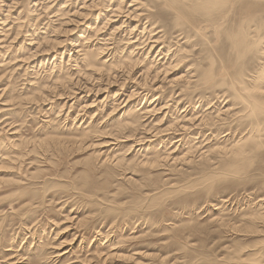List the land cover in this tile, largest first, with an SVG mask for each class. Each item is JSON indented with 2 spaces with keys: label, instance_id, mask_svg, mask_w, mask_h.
<instances>
[{
  "label": "rangeland",
  "instance_id": "obj_1",
  "mask_svg": "<svg viewBox=\"0 0 264 264\" xmlns=\"http://www.w3.org/2000/svg\"><path fill=\"white\" fill-rule=\"evenodd\" d=\"M203 1L0 0V264H264V0Z\"/></svg>",
  "mask_w": 264,
  "mask_h": 264
},
{
  "label": "bare ground",
  "instance_id": "obj_2",
  "mask_svg": "<svg viewBox=\"0 0 264 264\" xmlns=\"http://www.w3.org/2000/svg\"><path fill=\"white\" fill-rule=\"evenodd\" d=\"M229 2V1H228ZM215 3L217 4L218 2L216 1V0H204L203 1V4L205 5V6H208L207 8H208V10H211V9H213L212 7H211V5H213V7L215 8ZM219 4V3H218ZM210 5V6H209ZM199 6V5H198ZM202 6V5H201ZM204 6V7H205ZM198 9H200V8H198ZM203 10V9H202ZM208 12V11H207ZM86 13V12H85ZM116 13H118V11H116ZM123 14V13H122ZM113 15V14H112ZM138 18V17H137ZM70 19H72V18H70ZM261 130V129H260ZM242 153V152H241Z\"/></svg>",
  "mask_w": 264,
  "mask_h": 264
}]
</instances>
